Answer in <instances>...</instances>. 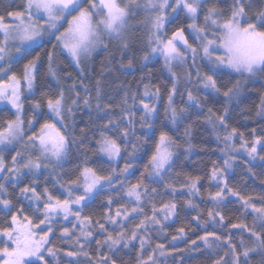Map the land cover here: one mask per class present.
<instances>
[{
  "label": "snow or ice",
  "instance_id": "obj_1",
  "mask_svg": "<svg viewBox=\"0 0 264 264\" xmlns=\"http://www.w3.org/2000/svg\"><path fill=\"white\" fill-rule=\"evenodd\" d=\"M110 47L120 54L121 68L132 69L139 59L143 70L162 58L169 74L163 93L149 72L135 91L121 85L118 103L111 97L105 102L102 80H95L94 90L85 81L92 54ZM115 59L110 53L109 65ZM42 70L50 80L41 79ZM256 77L264 79V0H21L0 10V112L10 114L0 118V211L11 217L0 227V264H61L65 258V264H118L124 249H136L134 264H162L161 257L163 264L168 257L184 264L185 253L193 251L214 257L211 264H229L228 257L230 264H252L253 257L264 264V194L242 195L228 177L236 153L264 161V134L252 128L249 139L229 124L232 105L242 102ZM209 98L222 111L205 112ZM84 109L88 120L81 126L77 113ZM255 115L264 120V91ZM194 116L203 117L223 144V164L212 161L203 176L173 175L180 156L193 151ZM74 151L83 160L73 173H58ZM90 151L99 159L90 160ZM137 166L143 171L132 183ZM45 172L55 174L51 189L38 183ZM8 184H23L19 192L30 201L27 208L6 198ZM106 189L102 219L84 214ZM185 196L180 204L177 197ZM233 202L239 215L226 217ZM180 208L186 218L196 215L168 240L165 229ZM61 220L66 223L57 229ZM153 229L159 241L154 245Z\"/></svg>",
  "mask_w": 264,
  "mask_h": 264
},
{
  "label": "trees",
  "instance_id": "obj_2",
  "mask_svg": "<svg viewBox=\"0 0 264 264\" xmlns=\"http://www.w3.org/2000/svg\"><path fill=\"white\" fill-rule=\"evenodd\" d=\"M21 0H0V10H4L7 6L11 5L13 8L17 5H19ZM137 36L142 38L143 33H137ZM137 45L141 43V39H137L136 41ZM110 53H116V59L111 62L109 65L108 58L110 56ZM120 60V54L116 52L114 47H110L109 52H103L98 51L95 52L91 57L90 61L88 62V68H87V74L90 77L89 80H86L85 83L90 84V86L93 87L94 90V84L96 79H101L104 85L103 91L105 95V102H107L108 98L111 97L113 99L114 103H118L120 98L123 96V90L121 89V85H123L125 88L130 87L133 91L136 90L137 84L139 83L141 76H147L149 72H151L153 77V82L158 83L161 85L162 93H163V87L164 85L168 84V73L166 70L163 69V60L162 58L152 60L149 62L148 67L141 70V61L137 59L134 63V67L132 69H129L127 67L121 68L119 64ZM62 63L66 65V62L63 61ZM124 64H127V60H124ZM17 69H19L21 66H16ZM46 68V66H45ZM68 71L73 72V76L76 75V72L73 68H67ZM103 71V76H101V72ZM236 78L235 75L233 76V79ZM41 79L43 81H48L51 78L46 75V70L41 71ZM228 77L225 76L224 80L227 82ZM55 83L54 81L52 82ZM170 86V85H168ZM184 87V83L181 82L180 88L181 90ZM141 87V91H142ZM261 91H264V79H261L260 77H256L253 79V81H250L246 87L245 91L241 97L242 102L239 105H232V108L234 109L232 111L231 117L229 119V124L232 127H237L240 129V131H243L245 135L251 139L250 132L252 128H255L257 131V134H264V120H261L260 118L256 117L255 115V105L259 102V94ZM203 98V94H201ZM186 99V97H185ZM180 97H177V102L179 103ZM210 103L206 106L205 112L207 110V107H212L215 109H220L222 111V104L221 103H212L211 98H209ZM3 108V107H0ZM87 109L82 110L81 112L77 113L78 117H83V122H81V126H83L84 122H87L88 115H87ZM10 114L7 111L0 112V118H7ZM163 107H161L160 116L161 119H163ZM193 121H196L193 124L192 132V144L194 145L193 151L191 154L187 157L184 155L180 156V160L178 161L177 167L173 169V175L176 172H182V173H188L192 175H201L203 176L205 172L208 171V169L211 167V162L216 161L219 164H223L224 160V154L220 151V148L223 147V144L218 142L215 139L216 133H214L210 126L206 125L203 121V117H201L199 120L196 119L194 116ZM187 123V122H185ZM220 133H223V129H220ZM182 137L183 134V127L180 128L179 132L177 133ZM237 144H239V141H237ZM259 152V149H258ZM243 153V152H242ZM7 155V154H5ZM237 156V160L234 163L233 169L229 171L228 177H229V184L231 186H235L238 191L241 192L242 195H252L253 197H257L261 194H264V183H261L264 181V161H261L260 159L251 160L250 157H248L245 153L243 154H235ZM259 155H264V152H259ZM10 160V156L8 157ZM88 158L92 161H95L99 159L98 156H96L93 152H88ZM78 160H83V156L80 153L73 152L72 155L68 158V161L65 164V167L61 169H57L56 171L68 173L71 174L75 171ZM120 166H123V161L120 162ZM251 168L252 173L255 175H252L249 173L248 169ZM143 171L142 167L137 166V171L135 173V176L130 177V181L132 183L135 182L136 177L140 175V172ZM55 177V174L49 175L47 172L44 173V175L39 176L38 183L43 187L45 183H47V186L51 189L53 187L52 181ZM25 182H28L27 180ZM203 185H207V180L204 179L201 181ZM19 187H23V184H21ZM19 187L14 188L11 184L7 185L8 192L6 198H10L12 200L13 205L16 207L24 206L27 208L30 201L25 199L24 197L20 196ZM150 187H157L161 192L163 191L162 187L160 185L156 184H150ZM203 191V189H202ZM107 192L106 189L104 193H101L98 197H96L94 203H92L89 207L84 209V214H90L96 219H102V215L105 211L103 208V205L106 203L107 199ZM165 200L171 199L170 196H165ZM180 204L183 203L184 199H187V197H177ZM235 200V198H233ZM197 203H200L199 200H197ZM179 206V205H178ZM116 205L113 206L115 209ZM201 209H204L207 207V205L201 203L200 204ZM240 205L238 203H228L227 207L224 209V214L226 217H235L238 216L239 213L236 211ZM28 214H31V210L29 209ZM196 215L195 212H191L187 218L185 217V210L183 208H180L177 219L176 217H173V220H175V223H172L169 221L168 223L171 224V227H168L165 229V231L169 234L167 239L171 240V235L175 234V229L182 224H186L187 221L191 220V216ZM206 218V217H205ZM252 217H247V222L251 224ZM11 223V217L6 216L2 211H0V227L6 226V224ZM64 222H60L55 225L57 229H59ZM69 227L71 225H68ZM106 227H109V230L112 229V226L106 225ZM192 228L195 230L198 234H203L200 229H197L195 225H192ZM219 227L217 226V231H219ZM153 237V245L157 241V231L156 229H153L150 233ZM59 235V231H57V236ZM189 237L191 239H195L196 235L189 233ZM101 237L97 236L96 239H100ZM239 238L238 236L236 237ZM161 240H163V234H161L160 237ZM55 240V243L58 247H67V245L61 244L59 240ZM180 248H185V244L183 242H177ZM198 243H200L198 241ZM137 247L139 245V242H136ZM203 247V246H202ZM90 252L93 254V257L95 258V250H96V244L93 240V243L89 246ZM136 255V249H132L130 252L127 249L122 250L118 253V264L119 260L122 259L125 261V264H134ZM220 255H223V252H220ZM66 259V258H65ZM65 259L61 260V264H65ZM163 262L165 261V258H160ZM214 259V257H210L207 254L201 255L200 252L193 251L191 253H185L184 257V264H211V260ZM230 264L231 258H227ZM258 257H253L252 264H257ZM166 264H173L172 258L168 257Z\"/></svg>",
  "mask_w": 264,
  "mask_h": 264
},
{
  "label": "rangeland",
  "instance_id": "obj_3",
  "mask_svg": "<svg viewBox=\"0 0 264 264\" xmlns=\"http://www.w3.org/2000/svg\"><path fill=\"white\" fill-rule=\"evenodd\" d=\"M94 53H95V52H94ZM94 53H93V54H94ZM93 54H92V55H93ZM177 71H179V69H177ZM0 107H3V105L0 104ZM237 146H238V144H237ZM236 154L238 155V154H243V153H242V151H241L240 153H236ZM28 201H29V200H28ZM33 206H34V205H33ZM34 219H35V218H34ZM61 222H64V221L61 220ZM64 223H66V222H64ZM41 227H43V226H41ZM2 239H3V238L0 237V240H2ZM0 247H3V244H2V243H0Z\"/></svg>",
  "mask_w": 264,
  "mask_h": 264
}]
</instances>
